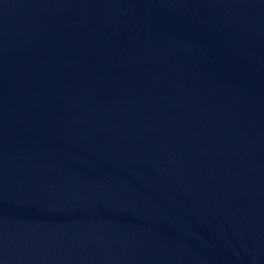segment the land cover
<instances>
[{
    "label": "water",
    "instance_id": "1",
    "mask_svg": "<svg viewBox=\"0 0 264 264\" xmlns=\"http://www.w3.org/2000/svg\"><path fill=\"white\" fill-rule=\"evenodd\" d=\"M0 264H264V0H0Z\"/></svg>",
    "mask_w": 264,
    "mask_h": 264
}]
</instances>
